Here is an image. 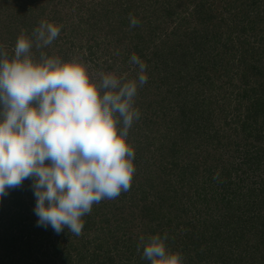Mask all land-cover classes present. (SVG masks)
<instances>
[{
    "label": "trees",
    "instance_id": "obj_1",
    "mask_svg": "<svg viewBox=\"0 0 264 264\" xmlns=\"http://www.w3.org/2000/svg\"><path fill=\"white\" fill-rule=\"evenodd\" d=\"M89 1L0 0V45L11 57L18 35L31 36L43 19L61 26L44 51L76 59L86 11L87 31H104L109 43L107 59L95 58L100 72L119 63L134 79L132 54L146 64L135 101L141 117L127 137L131 188L94 204L77 236L37 226L26 179L0 197V264H150L137 252L139 237L165 233L183 264H264V0ZM87 47L94 59L98 40ZM224 137L238 162L220 166L211 155ZM137 222L145 231L135 235Z\"/></svg>",
    "mask_w": 264,
    "mask_h": 264
},
{
    "label": "clouds",
    "instance_id": "obj_2",
    "mask_svg": "<svg viewBox=\"0 0 264 264\" xmlns=\"http://www.w3.org/2000/svg\"><path fill=\"white\" fill-rule=\"evenodd\" d=\"M139 24L129 14V26ZM60 32L42 19L31 36L18 35L11 57L0 45V197L31 179L37 226L78 236L94 204L131 188L135 152L127 137L141 117L135 101L148 77L132 54L134 79L114 72L92 78L82 61L44 51ZM167 239L142 235L137 252L150 264H183Z\"/></svg>",
    "mask_w": 264,
    "mask_h": 264
},
{
    "label": "rangeland",
    "instance_id": "obj_3",
    "mask_svg": "<svg viewBox=\"0 0 264 264\" xmlns=\"http://www.w3.org/2000/svg\"><path fill=\"white\" fill-rule=\"evenodd\" d=\"M91 1V0H90ZM89 1V2H90ZM56 3H58L57 1H56ZM194 3H195V1H194ZM160 4L162 5V0H161V2H160ZM160 4H158L159 6H160ZM193 7V6H192ZM192 7L190 8V9H192ZM163 8H161V10H162ZM62 12L63 13H65L66 12V9H63L62 10ZM80 16H84V22L81 24V29H80V31H78V34H77V45H76V47H74V52H75V55H76V59L75 58H73V59H75V60H79V61H82L86 66H88V70H89V73H90V75L92 76V78H94V79H98V76H97V74L100 72L99 70H98V68L97 67H95L94 66V63H96V62H98L97 60H100V57H102L103 59H107V57H108V55H103V52H104V50L106 49V46H108L109 45V43H107V41L108 40H105V38H104V31H101V32H98V31H96L95 29H91V30H89V31H87V27L88 26H93L94 24L93 23H91V22H87V20H88V18H89V13L88 12H83L82 11V13L80 14ZM192 22L194 21V20H191ZM57 25H59V24H57ZM174 24L172 25H168V27L169 28H174ZM169 30H171V29H169ZM258 30V29H257ZM257 30H255L256 31V33L254 32V35H253V37L250 39V43L251 44H255L256 45V40H258L257 38H255V36H257V35H260V32H258ZM223 32H225L224 30H223ZM65 34L66 33H64V36H65ZM261 36V35H260ZM89 40H93V42L95 43V42H97V40H98V42H99V47H96L95 49H93V51H94V53H95V56H94V59H90V57H88V55H89V52H88V44H89ZM70 48H72V47H70ZM111 50H112V48H111ZM107 51V50H106ZM119 57H121V56H119ZM95 58H99V59H97V60H95ZM72 59V60H73ZM92 60V61H91ZM119 64V63H118ZM117 64V65H118ZM117 65L114 67L115 68V70L114 71H107V72H114V73H116L118 76H120V75H125L127 78L129 77V70L128 69H126V68H120V67H117ZM120 68V69H119ZM120 70H123L122 71V73L120 74L119 73V71ZM229 128H230V126H229ZM227 129V131L228 132H231V130L230 129ZM133 135V134H132ZM130 135L131 137H134V139H135V141H136V139L137 140H140V138H139V136H137V135ZM129 138V137H128ZM141 139H143V138H141ZM137 142V141H136ZM222 142H223V146L221 147V148H219L217 151H216V153L215 154H212L211 155V158H214L215 159V157L216 158H218V160H219V162H221V164H220V166L223 164L224 166L228 163V160L230 161V162H232V160H235L236 162H238V160H236L233 156L234 155H236L237 156V154H235L234 153V146H229L230 144H228V146H227V138H223V140H222ZM209 150H206V152H208ZM207 154V153H206ZM229 162V163H230ZM251 180H252V178H251ZM26 198V197H25ZM103 202H105V200H103ZM111 212H113V210H110ZM193 211V210H192ZM194 212V211H193ZM114 213V212H113ZM115 214V213H114ZM116 214H117V217H119V216H121L120 214H119V211H116ZM121 220V219H120ZM113 221H115L114 219L112 220V222ZM118 222V221H117ZM119 223V222H118ZM133 228H135V230H134V232H135V235L137 234V231H136V229H140V230H142V231H145V228L144 227H142L141 225H140V223L139 222H137V223H135V225L133 226ZM132 228V229H133ZM138 235V234H137ZM70 238H72L71 236H70ZM73 239V238H72Z\"/></svg>",
    "mask_w": 264,
    "mask_h": 264
}]
</instances>
